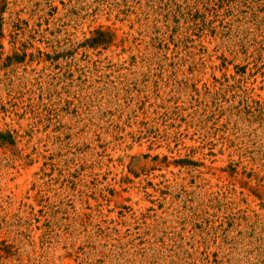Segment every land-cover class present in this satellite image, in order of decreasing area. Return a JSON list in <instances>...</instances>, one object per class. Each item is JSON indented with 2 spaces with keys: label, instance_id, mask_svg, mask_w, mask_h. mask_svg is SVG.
I'll return each instance as SVG.
<instances>
[{
  "label": "rangeland",
  "instance_id": "obj_1",
  "mask_svg": "<svg viewBox=\"0 0 264 264\" xmlns=\"http://www.w3.org/2000/svg\"><path fill=\"white\" fill-rule=\"evenodd\" d=\"M0 264H264V0H0Z\"/></svg>",
  "mask_w": 264,
  "mask_h": 264
}]
</instances>
